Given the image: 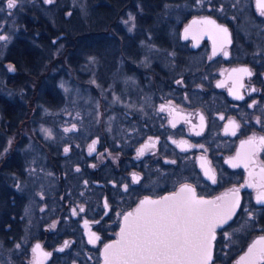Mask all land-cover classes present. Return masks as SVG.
I'll list each match as a JSON object with an SVG mask.
<instances>
[{
	"label": "flooded vegetation",
	"instance_id": "af4514ba",
	"mask_svg": "<svg viewBox=\"0 0 264 264\" xmlns=\"http://www.w3.org/2000/svg\"><path fill=\"white\" fill-rule=\"evenodd\" d=\"M0 2L7 5V0ZM228 2L232 11L204 10L185 16L173 47V55H177L176 71L165 72L156 80L154 94L140 97L141 113L124 111L123 119L119 120L118 127L124 128L125 123L138 121L139 133L129 131V137L113 143V148L110 139L104 140L101 135L92 137L78 149L80 160L66 167L59 159L71 156L75 143H66L63 147L68 151L64 154H58L56 147L49 145L46 173L50 181L57 185L59 176L58 180H63L65 186V178L79 177L78 181L85 187L79 193L80 200H74L73 194H65L63 190L59 197L57 191H51L49 200L42 202L43 145L30 128V133L36 136L32 142L37 153L32 220L24 218L28 190L24 182L25 160L19 145L22 138L29 136L24 129L41 109L38 103L42 94L41 76L39 67L32 68L35 52L19 42V37L9 44L6 55L0 59V68L5 85L17 91L0 92V123L12 136L7 148L0 150V264H102L104 247L120 238L127 213L134 212L146 197L174 193L185 184L195 190L197 197L208 200L224 197L231 189L239 190V206L226 223L215 229L210 264H240V258L250 247L262 246L258 242L264 237V202L257 197L264 192L260 186L264 146L258 147L248 167L243 162L233 167V163L243 151L242 141L264 136V10L257 0ZM207 17L227 29L230 42L222 43L223 33L203 24H199L193 35L182 37L191 19L202 21ZM250 22L255 26H250ZM33 45L39 51V45ZM118 52L112 51L107 56L115 61L118 60L113 58L115 54L124 60L133 54ZM240 68H247L251 75L233 72ZM237 78L243 85L238 89L243 99L230 91L238 87ZM29 80H36V84L27 90L23 84ZM124 95L134 101L133 98L139 97V94ZM162 104L166 106L164 111L160 110ZM169 107L175 112H170ZM101 112L105 120L106 109L102 108ZM106 121L110 124L111 118L107 116ZM232 124L237 127L233 128ZM64 129L75 130L76 126H64ZM114 129L118 131L116 126ZM93 141H96L95 151L90 153ZM142 148L143 155H138ZM212 175L215 182L210 178ZM72 183L69 182L67 189ZM81 208L84 210L80 211ZM93 234L99 237L94 243ZM36 245L40 249L33 252ZM89 246L96 249L95 254L87 250Z\"/></svg>",
	"mask_w": 264,
	"mask_h": 264
},
{
	"label": "rangeland",
	"instance_id": "374dc122",
	"mask_svg": "<svg viewBox=\"0 0 264 264\" xmlns=\"http://www.w3.org/2000/svg\"><path fill=\"white\" fill-rule=\"evenodd\" d=\"M229 7L228 0H53L52 3L18 0L12 9L0 2V36L8 37L0 40V59L6 55L9 44L20 38L19 42L35 52L32 68L39 67L41 76L42 94L38 101L41 109L24 129L29 136L22 138L19 145L26 166L25 190H28L24 218H35L33 182L37 153L32 142L36 136L30 133V128L43 145L42 202L49 200L51 191H57L59 197L63 190L65 194H73L74 200H80L79 193L85 187L78 181L79 177L65 178V186L63 180H58L59 176L57 185L50 181L46 173L49 145L56 147L58 154H64L63 146L75 143L73 154L59 159L66 167L80 160L78 149L92 137L101 135L104 140L110 139L112 145L128 138L131 130L139 133L138 121L125 123L124 128L118 127L119 120L123 119L124 111L141 113L139 101L145 94H154L156 80L165 72L176 71L177 55H173V47L185 16L204 10L232 11ZM250 26L255 24L250 22ZM34 43L39 45V51ZM115 50L118 54H133L127 60L115 54L113 58L118 60L113 61L107 54ZM35 84L36 80H29L23 85L28 90ZM16 91L5 85L0 68V92L15 94ZM124 94H139V97L133 98L134 101ZM102 108L107 112L105 120ZM107 116L111 118L110 124ZM71 125L76 129L68 133L64 126ZM11 141L12 136L0 123V150ZM69 182H73L72 187L67 189ZM57 201L61 202L59 198ZM87 250L92 255L96 251L93 246Z\"/></svg>",
	"mask_w": 264,
	"mask_h": 264
},
{
	"label": "snow or ice",
	"instance_id": "6c2138e0",
	"mask_svg": "<svg viewBox=\"0 0 264 264\" xmlns=\"http://www.w3.org/2000/svg\"><path fill=\"white\" fill-rule=\"evenodd\" d=\"M52 3L53 0H46ZM259 7L264 10V0H257ZM18 0H7V8H15ZM134 19V18H133ZM193 24H203L211 29L223 33L222 43L230 42L227 39L226 28L219 27L212 20L193 21ZM188 29L185 30L187 35ZM8 37L0 36V40H7ZM227 55V53H224ZM215 55V49L213 51ZM13 70V69H10ZM234 73L251 75L247 68L233 69ZM238 87L230 90L239 99V87H243L237 78ZM179 83V82H178ZM219 86H223V82ZM255 91V89H253ZM165 105L160 106V110H165ZM168 110L175 112L174 108ZM223 119V117H221ZM232 123V122H230ZM203 117H201V125ZM175 126V125H173ZM75 125H73V128ZM232 127H237L232 124ZM72 129H66L71 131ZM228 129H226L227 131ZM235 135V131L232 132ZM173 143H177L173 141ZM183 145L186 142H180ZM96 141L89 146V152L95 151ZM259 146H264V136L257 140L249 137L241 142L242 152L237 154L236 163L233 167H239L243 162L245 167L252 162ZM68 149H65L67 152ZM143 155V148L138 152ZM261 172V187H264V168ZM208 174V172H206ZM251 175V173H250ZM215 182V176L210 177ZM138 179V177H137ZM253 186L252 184L248 185ZM127 189V185H125ZM239 190L231 189L224 197L216 200H205L197 198L195 190L185 184L179 190L169 196L161 197L159 200H152L146 197L134 212H129L124 216V226L121 228L120 238L112 244L104 247L105 264H208L211 260L212 241L215 239V229L218 225L227 222L234 214V210L239 206ZM258 201L264 202V192L257 197ZM221 201V203H217ZM84 209L81 208L80 211ZM75 213V210H73ZM95 237V234H93ZM99 237H95L91 242H95ZM262 246L254 244L248 249L245 256L240 258V264H258L264 261V237L258 242ZM67 246V242L65 243ZM19 247V245H17ZM40 245L33 248L37 252ZM63 249L61 248L60 251ZM44 256L51 255L43 253Z\"/></svg>",
	"mask_w": 264,
	"mask_h": 264
},
{
	"label": "water",
	"instance_id": "95a60500",
	"mask_svg": "<svg viewBox=\"0 0 264 264\" xmlns=\"http://www.w3.org/2000/svg\"><path fill=\"white\" fill-rule=\"evenodd\" d=\"M207 19L208 20H213V21H215V19H212V18H210V17H207ZM193 21H198V18H193V19H191L190 21H189V23L185 26V28L183 29V32H182V37H187V36H189V35H193L194 33H195V30H196V28L199 26V24H193ZM216 22V21H215ZM186 29H188L189 31H188V33H187V35H186V33H185V30ZM175 193V192H174ZM170 194H172V193H168V194H164V195H162V196H159V197H149V198H151L152 200H159L161 197H164V196H169ZM197 197V196H196ZM197 198H201V197H197ZM204 199V198H203ZM205 200H208V199H205ZM124 226V221H123V225H122V227ZM219 226V225H218ZM121 227V228H122ZM120 232H121V229H120ZM115 241H117V240H114V241H111L110 243H108V244H112L113 242H115ZM107 244V245H108ZM212 246H213V241H212ZM211 260H212V248H211ZM211 260L210 261H208V264H210L211 263ZM102 264H105V261H103V263Z\"/></svg>",
	"mask_w": 264,
	"mask_h": 264
}]
</instances>
